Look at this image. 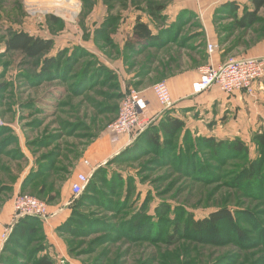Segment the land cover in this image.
Returning <instances> with one entry per match:
<instances>
[{"label":"rangeland","instance_id":"374dc122","mask_svg":"<svg viewBox=\"0 0 264 264\" xmlns=\"http://www.w3.org/2000/svg\"><path fill=\"white\" fill-rule=\"evenodd\" d=\"M248 1L74 0L52 8L43 0H0V84H8L0 93V130H9L0 139L4 142L0 144V212L7 202L23 194L25 181L42 173L47 159L53 172L29 186L26 194L39 198L37 191L44 187L56 197L59 191L51 204L47 198H39L49 207L58 206L75 169L90 159L86 149L93 143L94 154L104 153L97 160L90 159L99 164L89 178L88 187H94L95 192H87V198L78 202L70 199L69 222L63 228L68 234L57 231L65 243V254L52 250L41 238L42 228L33 223L30 226L40 232L33 234L30 242L17 234L12 238L17 223L13 219L1 234L2 249L6 250L0 264H37L46 253L54 264H264V187L259 190L240 180L249 161L257 157L251 143L255 131L250 137L236 134L233 139H221L242 140L249 154L226 152L219 160L198 140L203 135L194 131L195 122L188 124V138L182 140L180 135L178 139L181 152L173 148L170 151L175 153L160 155L140 143L137 149L120 155L106 138L107 127L117 119L121 100L129 90L152 88L178 69L192 68L204 60L203 19H214L222 42L219 47L231 51L227 58H239L235 55L264 36V20L252 32L235 26L236 12L231 4H243L237 12L240 16ZM259 16L264 19V9ZM137 17L153 28L163 27L159 31H170L168 24L176 22L182 32L169 44L170 39L164 38L165 45L160 48L132 56L124 50L123 42ZM20 31L53 39V54L72 53L79 57V65L72 67L66 81L20 85L17 75L24 60L5 50L6 39ZM87 62L111 73L94 79L92 87L88 80L76 87ZM247 96L256 100V90ZM28 101L36 102L42 113L25 107ZM171 109L163 115L172 113ZM199 115L202 119L203 114ZM185 117L191 120L192 114ZM161 206H168L170 212L158 221L155 210ZM221 208L232 211L240 236L231 225L220 228L222 244L209 242V234L207 242L190 240L184 236L187 232L173 242L167 236L173 227L183 228L188 218L202 220ZM139 212L153 217L146 231L149 234L157 229L158 238L129 229V222ZM7 233L4 240L2 235ZM10 237L19 248L8 244ZM40 247L44 253L37 251Z\"/></svg>","mask_w":264,"mask_h":264},{"label":"trees","instance_id":"16d2710c","mask_svg":"<svg viewBox=\"0 0 264 264\" xmlns=\"http://www.w3.org/2000/svg\"><path fill=\"white\" fill-rule=\"evenodd\" d=\"M232 2V1H231ZM253 9L252 11L249 10L247 6H244L242 15H238L237 12L239 11L240 5H234V12L235 13V26L239 30L243 31H249L254 26L259 25L261 22H263L264 19H261L259 16L260 11L264 9V0H251ZM237 7V8H236ZM152 20H159V19H152ZM170 27V31H159L157 35L153 34V31L150 29L149 25L144 23L140 17H137L135 25L133 27L132 34L126 38L124 43V50L132 55L137 56L146 50L150 48H160V45H165L164 38L170 39V42L175 41V39L179 36V33L182 32V30H179L178 23H173ZM167 43V41H166ZM54 48L55 43L54 40L51 38H43L31 35L27 32H16L13 33L8 39L5 41V50L6 53L9 54H19L21 58H23V64L20 65L19 74L17 75L18 81L21 82L20 85L24 86H37L41 83L46 82H52V81H66L67 80V74L74 67L75 65H79V57L72 56V53L68 55L65 52H58L57 55H54ZM231 53L230 49L225 50L224 55L228 56ZM203 61L199 62L202 64L203 62H206L207 55L203 54ZM81 60V59H80ZM26 64V65H24ZM12 67L11 65H8ZM95 68V69H94ZM83 71L80 73V83H77L76 87H82L83 81L85 82L88 80L89 86L92 87V81L100 76H103L104 73H111L107 68L104 66L99 67V65L92 64V62H87L86 65L83 66ZM8 87V84L2 83L0 84V93L5 91ZM85 90L81 91V94H83ZM123 97V96H122ZM25 107H29L31 110L37 111L39 113H42V109H37L36 102L28 101L24 105ZM120 108V105H119ZM9 132L7 129L0 130V139L1 136ZM180 135H183L181 138ZM185 135V136H184ZM190 135V131L186 128V123L180 118L173 117L171 113H166L162 117L157 119L156 123H153L145 132L140 134L132 144L127 146L123 151H121L119 154L127 153L129 150H133V147L137 149L138 145L140 143L144 144L145 146H148V148H151L153 152L156 154L163 155L165 153H175V152H181L183 146H177L178 139L180 141V138L183 140L184 138H188L187 136ZM8 136V135H7ZM6 137V136H5ZM4 137V138H5ZM93 138V137H91ZM199 141L203 146H205L209 150H213L215 152L216 159H222L221 155L223 153H230L231 154H249V147L246 143H244L242 140H233V141H226L217 139L216 137H208V136H200L198 137ZM12 140V139H10ZM187 140V139H186ZM0 144H3L2 140L0 141ZM228 142V143H227ZM251 143L256 149L257 157L251 159L249 161L247 167L242 171L241 175V182H246L248 185H254L259 190H263L264 187V131L262 132H256L251 137ZM6 144V143H5ZM175 149L174 151H170L171 149ZM133 152V151H131ZM129 152V153H131ZM118 154V155H119ZM228 155V156H229ZM182 156V155H181ZM183 160V157L181 158ZM185 162L187 160H184ZM47 164L43 166V171L36 177L25 181L22 186V193L26 194L27 190L29 189V186H33V184L36 183V181L42 179L45 174H49L53 172L51 168L49 169L50 160L47 159ZM45 178V177H44ZM64 181V180H63ZM87 185L84 192L79 195L78 197H73L75 202H78V199L81 197L86 199L87 192L93 191L95 192L94 187H88ZM247 186V185H246ZM248 187V186H247ZM249 188V187H248ZM49 192V191H48ZM47 189L45 190L44 187H41L40 190L37 191V195L39 198H47L48 203L51 204L54 200L57 199L60 192L57 191V196H52L51 194H48ZM47 193V195H46ZM46 195V196H44ZM76 206V203H75ZM71 208H73L71 206ZM75 208V207H74ZM74 211V209H73ZM145 212V210H144ZM170 209L168 206H161L155 210V215L158 221H161L164 216L169 214ZM152 218L149 215H146L144 213H137L133 216L131 221L129 222L128 227L131 229V231H141V235H146L147 231L146 229L150 226H152ZM69 221H66L65 224H62L58 229L62 233L68 234L63 228L68 224ZM237 222V219L233 216L232 211H230L227 208H221L217 210L216 212H213L209 215L208 218L202 219V220H194L192 217L188 218L185 221V225L182 228L181 225L173 227V232L168 234L169 239H172L171 241H177L178 239L187 237L190 240L198 241V242H207V234H209L211 239H209V242L211 241L212 244H222L224 241L220 238V228L223 226H234L235 227V233H237L239 236L241 235L240 229L236 228L235 223ZM31 223L36 224L38 228H42V235L41 238L44 242H46V235L44 233V225L41 219L36 217H24L17 221L16 225L12 229V235H16L17 237L23 239L26 241V243L30 242L32 239L33 234H37L40 232V230H37V227H31ZM174 226V225H172ZM183 232H187V236H182ZM159 233L157 229H151L150 233L147 234L149 236L148 238H158ZM9 239L8 244H15L19 248V243L17 241H14ZM190 237V238H189ZM221 239V240H220ZM47 244V242H46ZM6 249H2L0 253V263L2 260V256L5 254ZM38 252L44 253L45 249L43 247H40ZM37 264H54L53 260L50 258L49 254L46 253V255H43L40 257L37 261Z\"/></svg>","mask_w":264,"mask_h":264},{"label":"crops","instance_id":"0c3cea01","mask_svg":"<svg viewBox=\"0 0 264 264\" xmlns=\"http://www.w3.org/2000/svg\"><path fill=\"white\" fill-rule=\"evenodd\" d=\"M239 4L240 6L243 5L242 3ZM248 4V6H245H247L249 10L252 11L253 5L251 0ZM149 20L150 22L153 21L152 19ZM132 22V27L128 30V37L132 34L136 19H134ZM146 24H149V27L153 31L154 35H157L159 30L163 28L159 26L153 28L151 23ZM172 24L173 23H170L168 26H171ZM203 24L204 41L202 44L204 46V54L207 55L206 62H203L202 64H193L194 66L192 68L187 67L185 69L184 67V69L181 71L178 69L174 74L168 75L164 78L170 89V93L175 104L171 109V115L185 121L187 129L188 124L192 126L191 123L195 122L196 125H194L193 129L198 135L213 136L219 139H224L225 137H230L229 139H233V136L236 134L242 137L247 135L250 137V134L252 132L254 133V131L255 133L264 131V78L258 81L255 85L257 95L256 100H253L242 92H236L234 94L228 95L222 92L218 87H213L199 95H195L193 93L192 85L199 79V69L201 66L208 63L221 65L229 58H232L231 56L227 58L228 56L224 55L226 49H221L219 47V43L221 41L216 30L214 19H203ZM254 28L255 26L249 30V32H252ZM120 32L123 33L124 31ZM263 32L264 27L262 34ZM126 38L124 39L123 43H125ZM209 43L215 46V51L213 54H209L208 52L207 45ZM235 56L239 58H264V36L256 40L253 45L245 48L240 54ZM151 89L152 88H147L142 92L149 102L150 115L152 117L156 116L159 118L161 115L163 116V109H161L162 107L158 103ZM193 110L196 112L192 113ZM199 113L203 114L202 119H200V115L198 117ZM188 114H192L191 120L185 117ZM106 138L112 147L116 148L117 150L119 149L118 153L127 147V138H124L119 145L111 144L109 138ZM93 148L94 147L92 143L88 149H86L87 151L85 152L87 157L97 160L98 158L104 156V153L99 151L94 154ZM90 161L92 165H94L92 160ZM94 166L98 167L99 164ZM81 172L90 173V169L84 164L75 169V173L73 174L72 178L66 183V188H64L65 191L61 192L59 205L50 206L52 217L48 221H42L44 225V233L48 243L51 245L52 250H55L61 255L65 254L66 249L65 243L63 242L62 238L57 235V231L58 228L63 223H65V221L70 216L71 210L69 202L70 199L73 198L71 185L76 180L77 174ZM17 189H20V186L19 188L17 187ZM13 202V200L7 202L0 212V253L3 247L1 234L14 221L13 219L15 212Z\"/></svg>","mask_w":264,"mask_h":264},{"label":"built area","instance_id":"2783aa9c","mask_svg":"<svg viewBox=\"0 0 264 264\" xmlns=\"http://www.w3.org/2000/svg\"><path fill=\"white\" fill-rule=\"evenodd\" d=\"M209 54H213L215 46L208 44ZM264 78V58H229L221 65L208 63L199 69V79L192 85L195 95L202 94L213 87H218L226 94L242 92L249 96L255 93V85ZM158 103L164 111L174 106L170 89L166 82H159L152 87ZM150 106L142 91L129 90L122 98L117 119L106 130L107 137L113 145H119L127 138L129 146L143 132H145L157 119L149 113ZM83 164L90 169V173H78L71 185L73 197L81 195L89 184V178L96 170L90 160ZM15 217L18 221L24 217H36L48 221L52 217L49 205L37 197L28 194H19L13 202ZM8 233L2 238L7 240Z\"/></svg>","mask_w":264,"mask_h":264},{"label":"bare ground","instance_id":"6f19581e","mask_svg":"<svg viewBox=\"0 0 264 264\" xmlns=\"http://www.w3.org/2000/svg\"><path fill=\"white\" fill-rule=\"evenodd\" d=\"M45 2H48L50 4V7H58L60 8L61 5H63L64 2H69V3H73L74 0H43ZM41 4V3H39ZM47 7V6H45ZM68 8V7H67ZM45 11V10H44ZM46 12V11H45ZM48 14V13H47ZM73 18H75V16L77 15L76 13H72L71 14ZM162 109V108H161Z\"/></svg>","mask_w":264,"mask_h":264},{"label":"water","instance_id":"95a60500","mask_svg":"<svg viewBox=\"0 0 264 264\" xmlns=\"http://www.w3.org/2000/svg\"><path fill=\"white\" fill-rule=\"evenodd\" d=\"M134 142V141H133Z\"/></svg>","mask_w":264,"mask_h":264}]
</instances>
